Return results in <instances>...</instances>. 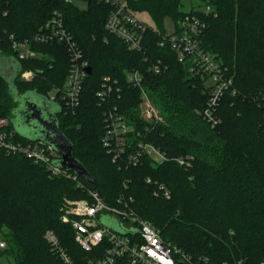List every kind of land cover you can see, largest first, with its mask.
<instances>
[{
	"label": "trees",
	"instance_id": "1",
	"mask_svg": "<svg viewBox=\"0 0 264 264\" xmlns=\"http://www.w3.org/2000/svg\"><path fill=\"white\" fill-rule=\"evenodd\" d=\"M82 1L86 10L69 0H0V57L17 62L21 73L33 72L30 80L19 76L15 81L19 95L48 99V93L65 86L71 67L68 52L57 42L33 40L55 13L61 14L92 74L75 114L66 113L57 93V120L77 160L97 181L104 202L115 208L121 200L139 219L150 222L166 243L194 261L264 264V0H201V8L190 12L182 10L183 0H127L134 14L146 11L158 25L146 31L145 50L139 53L106 32L110 6ZM209 6L201 47L220 60L237 90L219 102L220 122L213 127L200 114L210 97L205 79L193 76L168 45L159 47L166 18L177 25L185 15L202 16L201 9ZM13 41H29L38 57L18 61ZM157 61L164 68L160 74L152 71ZM133 70L142 73V88L163 122L150 124L140 118L142 92L124 75ZM107 77L119 82L121 98L113 104L134 128L132 138L142 133L166 154L167 162L157 167L148 158L135 167L112 162L102 142L108 108L97 98ZM16 107L0 77V118L8 119L6 132L13 130L14 139L26 143L30 140L11 122ZM177 158L187 165L181 166ZM80 182L83 188L51 177L42 164L0 150V235L11 264H61L43 239L47 231L55 233L76 264L101 254L104 246L82 251L73 228L60 221L65 200H86L88 190L94 189L86 180Z\"/></svg>",
	"mask_w": 264,
	"mask_h": 264
},
{
	"label": "built area",
	"instance_id": "2",
	"mask_svg": "<svg viewBox=\"0 0 264 264\" xmlns=\"http://www.w3.org/2000/svg\"><path fill=\"white\" fill-rule=\"evenodd\" d=\"M69 1L74 3L75 0ZM98 1L112 8L105 25L106 32L123 42L132 52H143L145 33L150 28L135 18L134 12L127 5V0ZM201 12L202 16L196 13L188 14L177 25L174 23L172 34L165 33L159 47L168 45L176 53L179 62L188 64L193 76L203 77L205 83L208 79L211 80V86L205 85L210 90V97L200 114L213 127L220 122L216 114L219 102L228 93L236 95L237 90L234 89L233 78L228 75L220 60L201 47L202 36L207 28L205 17L211 12V7L202 8ZM33 40L40 44L57 42L68 52L71 67L65 86L62 90L54 89L48 93V100L51 103L57 102L59 93L60 102L66 113L75 114L80 105L83 85L89 76L87 70L90 66L84 51L68 31L59 13L54 14L46 30ZM12 49L17 54L18 61L38 57V53L31 49L29 41L23 43L13 41ZM157 62L153 65L152 71L160 74L164 68L162 62ZM124 75L132 87L142 92L140 118L150 124L163 122L160 111L153 106L142 88L144 81L142 73L133 70L125 71ZM32 77L31 71H24L20 75L23 81ZM120 95L119 82L112 78H104L97 98L99 105L108 108L104 115L106 130L102 142L105 150L112 156V162H122L127 167L138 166L143 158H148L156 167L167 162L166 154L147 142L142 133L137 132L135 139L132 138L134 128L113 104V101L120 100ZM8 123V119L0 118V150L8 155H20L35 164H42L51 177L75 181L78 187L83 188L80 179L73 172H66L57 165L61 160L59 152L41 140L26 143L16 141L13 130L6 132ZM176 162L184 167L187 165L183 158H177ZM147 182L150 184L151 179L148 178ZM159 189L165 198H170L167 190L163 187ZM87 194L86 200H65L60 215L61 223L73 228L75 242L82 251L93 252L94 249L104 246L96 259H88L80 264H120L121 260L126 264H205L204 261L202 263L194 261L181 249L166 243L150 222L139 219L121 200L118 201V207L111 208L97 190H88ZM115 217L125 230H133L134 233L123 234L103 223L104 218L111 220ZM43 239L50 246L52 253L60 259L61 264H76L53 231L45 232ZM7 247L6 240L0 235V264H11V259L6 254Z\"/></svg>",
	"mask_w": 264,
	"mask_h": 264
},
{
	"label": "water",
	"instance_id": "3",
	"mask_svg": "<svg viewBox=\"0 0 264 264\" xmlns=\"http://www.w3.org/2000/svg\"><path fill=\"white\" fill-rule=\"evenodd\" d=\"M88 75L92 74V69L87 70ZM21 74V67L12 59L0 57V77L7 82L11 91V96L17 103L13 110L14 117L11 119L16 131L24 138L32 142L43 141L59 152L61 160L57 163L66 172H73L79 179L86 180L95 190L98 183L94 180L86 167L76 158L74 145L65 137L60 129L57 115L61 109L56 103H51L47 98L34 93L19 95L16 88V80ZM103 223L123 234L134 233L123 228L117 217L109 220L103 219Z\"/></svg>",
	"mask_w": 264,
	"mask_h": 264
},
{
	"label": "rangeland",
	"instance_id": "4",
	"mask_svg": "<svg viewBox=\"0 0 264 264\" xmlns=\"http://www.w3.org/2000/svg\"><path fill=\"white\" fill-rule=\"evenodd\" d=\"M182 4H183L182 10L184 12H190L191 10L200 9L202 3L201 0H183ZM74 5L75 7H78L82 10H86L88 8L87 4L82 0H75ZM135 18L144 22L149 28L157 29L158 27L156 21L153 18H151V16L146 11H137L135 13ZM163 28L165 32L172 34L173 32L172 19L166 18V20L163 22ZM205 85L207 87L211 86V80L208 79Z\"/></svg>",
	"mask_w": 264,
	"mask_h": 264
},
{
	"label": "crops",
	"instance_id": "5",
	"mask_svg": "<svg viewBox=\"0 0 264 264\" xmlns=\"http://www.w3.org/2000/svg\"><path fill=\"white\" fill-rule=\"evenodd\" d=\"M170 19V18H169ZM173 21V20H172ZM173 30H174V21H173ZM164 33H168V32H165V30H164Z\"/></svg>",
	"mask_w": 264,
	"mask_h": 264
}]
</instances>
